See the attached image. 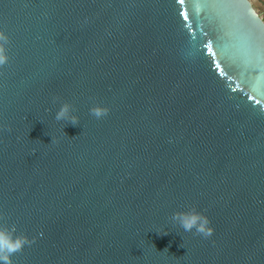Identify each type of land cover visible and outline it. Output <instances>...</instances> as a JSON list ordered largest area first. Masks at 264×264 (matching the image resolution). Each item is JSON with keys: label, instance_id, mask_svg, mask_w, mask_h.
Segmentation results:
<instances>
[{"label": "water", "instance_id": "water-1", "mask_svg": "<svg viewBox=\"0 0 264 264\" xmlns=\"http://www.w3.org/2000/svg\"><path fill=\"white\" fill-rule=\"evenodd\" d=\"M215 2L0 0L11 264H264V22Z\"/></svg>", "mask_w": 264, "mask_h": 264}, {"label": "clouds", "instance_id": "clouds-1", "mask_svg": "<svg viewBox=\"0 0 264 264\" xmlns=\"http://www.w3.org/2000/svg\"><path fill=\"white\" fill-rule=\"evenodd\" d=\"M9 44V36L5 32L0 31V66L7 64L9 61ZM90 112L91 115L100 119L107 115L108 110L101 107H94ZM55 118L58 121H68L73 126H76L78 122V118L72 115V108L68 104L61 106ZM172 220L178 223L185 232H192L195 230L197 234L203 235L204 237L212 235L213 230L209 226L210 222L207 217L195 210L177 212L173 215ZM14 231L15 229L10 231L6 227L0 229V264H11L10 258L12 254L21 250L25 244L29 243L24 237L13 238Z\"/></svg>", "mask_w": 264, "mask_h": 264}, {"label": "rangeland", "instance_id": "rangeland-1", "mask_svg": "<svg viewBox=\"0 0 264 264\" xmlns=\"http://www.w3.org/2000/svg\"><path fill=\"white\" fill-rule=\"evenodd\" d=\"M252 4V7L257 15L263 20L264 22V0H249Z\"/></svg>", "mask_w": 264, "mask_h": 264}, {"label": "snow or ice", "instance_id": "snow-or-ice-1", "mask_svg": "<svg viewBox=\"0 0 264 264\" xmlns=\"http://www.w3.org/2000/svg\"><path fill=\"white\" fill-rule=\"evenodd\" d=\"M178 4H183L184 0H177ZM214 7H220V8H225L228 6L227 4V0H216L215 4L213 5ZM181 16H183L185 19H187V16L184 12L180 13ZM5 228V226L3 225V223H0V229Z\"/></svg>", "mask_w": 264, "mask_h": 264}]
</instances>
